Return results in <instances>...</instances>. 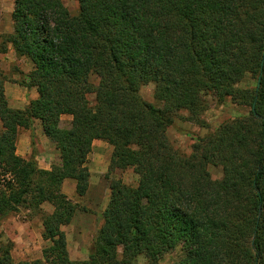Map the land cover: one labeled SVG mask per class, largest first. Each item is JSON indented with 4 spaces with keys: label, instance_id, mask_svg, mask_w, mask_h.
<instances>
[{
    "label": "trees",
    "instance_id": "1",
    "mask_svg": "<svg viewBox=\"0 0 264 264\" xmlns=\"http://www.w3.org/2000/svg\"><path fill=\"white\" fill-rule=\"evenodd\" d=\"M76 1L73 13L62 0H14L13 30L0 34V56L12 47L29 59L18 83L38 92L11 108L0 70V222L21 207H54L43 216L51 244L42 258L16 263L13 245L2 244L0 264H135L140 255L160 264L180 242L186 255L175 264H264V0ZM247 75L255 87L239 88ZM148 83L163 108L141 95ZM208 94L249 113L181 153L168 126L181 111L200 119ZM63 115L72 116L68 128ZM35 120L60 151L50 170L36 160ZM20 129L32 131L29 159L16 152ZM94 140L113 147L109 173L133 168L139 183L111 180L89 259L73 260L62 228L78 204L62 186L72 179L87 193ZM210 165L222 166L221 180Z\"/></svg>",
    "mask_w": 264,
    "mask_h": 264
},
{
    "label": "rangeland",
    "instance_id": "2",
    "mask_svg": "<svg viewBox=\"0 0 264 264\" xmlns=\"http://www.w3.org/2000/svg\"><path fill=\"white\" fill-rule=\"evenodd\" d=\"M65 6L71 11L76 12L79 8L76 0H62ZM14 7V0H0V34L6 33L13 24L11 13ZM10 52L0 56V70L4 74L7 86L5 88L6 97L9 106L14 109H22L28 99L25 94V87L19 85L18 81L22 79V74H27L30 70L31 61L25 57H18L16 60L10 59ZM31 71V70H30ZM29 71V72H30ZM92 83L98 84V77L91 78ZM256 85L255 78L247 75L239 88L252 89ZM141 95L143 98L153 103L159 108H163L162 102L156 92L153 83L145 84L141 87ZM207 103L206 111L200 119L188 122L181 117L187 116L186 111L179 112L172 125L168 126V137L171 145L181 153L190 155L198 141V138L207 136L215 131L223 122L236 119L249 113V107L234 103L230 98H226L222 102L213 94L203 96ZM89 99L94 102L95 96L90 95ZM27 106V105H26ZM25 106V107H26ZM72 116L63 115L61 117V127L68 128L71 124ZM36 123V120H35ZM41 121L37 122V127L41 128ZM3 126L0 121V132ZM21 130V129H20ZM29 130V129H27ZM23 132H21L22 134ZM20 134L18 132L17 140ZM17 143V141H16ZM36 160L41 169L50 170L53 165L60 164V151L56 148L55 143L44 136V139L37 138ZM40 148L42 152L40 153ZM113 147L106 142L94 143L92 150L88 156V167L90 171V184L87 193L79 196L75 191V184H69L64 181L62 191L75 203L78 204L76 214L72 222L63 226L68 241V250L73 260L88 261L91 253V245L95 240L99 229L103 223V212L107 207L110 199L111 189L110 183L112 179H122L127 185L137 186L139 183V175L128 168L126 170H115L109 173L110 158ZM29 159V158H28ZM209 170L212 177L221 180L224 177L222 166L210 165ZM54 207L50 203H43L40 212H34L31 209L21 207L17 212L8 216L0 222V247L1 245L11 244V255L14 262L31 261L42 258L43 249L51 244L40 237L43 232V216L52 213ZM15 218V219H12ZM11 220H18L19 223H27L26 225L13 223ZM8 222V224H7ZM30 224V225H29ZM30 226V227H29ZM42 228V229H40ZM26 240V243L16 242V237ZM18 246H20L18 248ZM18 248V249H16ZM25 250L26 257L21 258L20 250ZM27 249V250H26ZM122 253L121 249L119 250ZM186 255L185 247L180 242L174 249L167 252L160 260V264H175L183 259ZM38 256L40 258H38ZM146 261L144 255H140L135 264H144Z\"/></svg>",
    "mask_w": 264,
    "mask_h": 264
},
{
    "label": "crops",
    "instance_id": "3",
    "mask_svg": "<svg viewBox=\"0 0 264 264\" xmlns=\"http://www.w3.org/2000/svg\"><path fill=\"white\" fill-rule=\"evenodd\" d=\"M13 30V24L11 23V26H10V28L6 31V33H9V32H11ZM9 52H10V59L11 60H16V59H18L17 58V56H16V53L14 52V50H13V48L12 47H10L9 48ZM32 68H33V65H32V63L30 64V70H32ZM29 70V71H30ZM28 71V72H29ZM7 84L8 83H5V88H6V86H7ZM25 94L27 95V97H28V99L26 100V104L24 105V106H22V109H24L25 108V106L26 105H28L29 104V102L31 101V100H34V99H36L37 97H38V92H37V89L35 88V87H33V88H31V89H28V88H25ZM39 120H36V123L34 124V133H35V142H36V145H38L37 144V138H40L41 140L42 139H44V136H46L45 134H44V131H43V128H42V126H41V128H39V127H37L38 125H37V122H38ZM40 125H41V123H40ZM21 132H23L22 134H21ZM19 134H20V136H19V138H18V140H17V143H16V152H17V154L18 155H20L21 157H23V158H25V159H28V158H30L31 156H32V153H33V144H32V131L31 130H27V129H21L20 131H19ZM47 137V136H46ZM99 142H104V141H101V140H94V142H93V144L94 143H99ZM39 150H40V153L42 152V150L40 149V148H38ZM37 158V157H36ZM65 181H69V184H75V181L74 180H72V179H66ZM12 219H15V218H12ZM10 221H13V223H15V222H18L19 223V221L18 220H11L10 219ZM7 224H8V222H7ZM19 224H23V225H26V227L28 228V224L27 223H19ZM30 225V224H29ZM30 227V226H29ZM40 229H42V228H40ZM40 237L42 238V235L40 234ZM43 239V238H42ZM26 240L27 239H25L24 237L21 239L20 238V235H19V237H16V239H15V241L16 242H22V243H26ZM20 246H18V248H19ZM18 248H16V249H18ZM27 250V249H26ZM26 251L25 250H20V253L19 254H21L22 256H21V258H24V257H26ZM38 258H40L39 256H38Z\"/></svg>",
    "mask_w": 264,
    "mask_h": 264
}]
</instances>
